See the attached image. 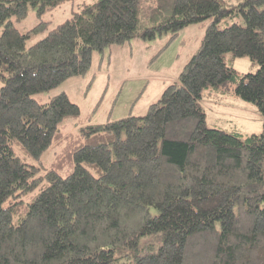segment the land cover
<instances>
[{"label": "trees", "instance_id": "1", "mask_svg": "<svg viewBox=\"0 0 264 264\" xmlns=\"http://www.w3.org/2000/svg\"><path fill=\"white\" fill-rule=\"evenodd\" d=\"M67 1L0 0V264H264V129L210 127L202 103L210 87L233 89L264 115V0H170L141 31L142 0L16 25L30 7L42 15ZM237 12L244 23L219 27ZM209 17L143 115L93 122L65 91L35 96L85 73L94 50ZM226 53L258 69L240 73ZM153 234L155 250L142 245Z\"/></svg>", "mask_w": 264, "mask_h": 264}, {"label": "rangeland", "instance_id": "2", "mask_svg": "<svg viewBox=\"0 0 264 264\" xmlns=\"http://www.w3.org/2000/svg\"><path fill=\"white\" fill-rule=\"evenodd\" d=\"M95 1L69 0L42 15L30 7L26 17L16 21V25L25 31L41 20H50V27H53L71 17L84 3ZM169 3L170 0H142L138 30L153 25L155 7L162 10ZM211 21L212 18L209 17L189 24L175 35L167 31L154 39L136 36L124 43L109 44L102 51L94 50L91 65L85 73L70 76L35 96L46 102L65 91L79 105L82 118H90L93 122L113 120L129 114L143 115L150 104L160 97L165 87L177 79L186 61L198 50ZM234 22L244 23L239 12L222 18L218 25L223 28ZM2 28L0 26V33ZM42 35V32L36 34L29 40V44ZM225 59L240 73L258 69L248 56L233 60L231 53H226ZM203 95L202 103L207 111L208 126L228 131L239 130L243 134L263 131L264 115L258 106L238 96L233 89L222 91L210 87ZM71 123L73 120L68 124ZM58 147L49 150L44 158L49 161ZM142 240V245L154 241L152 249L157 248L156 234L145 236Z\"/></svg>", "mask_w": 264, "mask_h": 264}]
</instances>
